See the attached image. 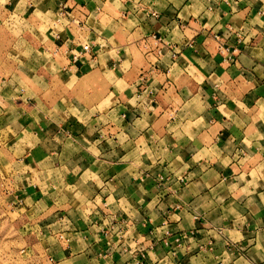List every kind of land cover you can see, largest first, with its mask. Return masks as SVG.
I'll return each mask as SVG.
<instances>
[{
    "label": "crops",
    "instance_id": "crops-1",
    "mask_svg": "<svg viewBox=\"0 0 264 264\" xmlns=\"http://www.w3.org/2000/svg\"><path fill=\"white\" fill-rule=\"evenodd\" d=\"M0 19L37 68L0 58L2 189L39 264H264V0H3Z\"/></svg>",
    "mask_w": 264,
    "mask_h": 264
},
{
    "label": "rangeland",
    "instance_id": "rangeland-1",
    "mask_svg": "<svg viewBox=\"0 0 264 264\" xmlns=\"http://www.w3.org/2000/svg\"><path fill=\"white\" fill-rule=\"evenodd\" d=\"M0 3H3V0H0ZM1 21L0 19V58L4 54H9L14 61L16 59L24 61L27 69L36 70L37 68L30 61L32 47L27 46V44L24 46L17 44L15 41L21 36L22 24L14 20L5 19ZM10 43L13 44L9 46ZM9 69L11 71L16 70L15 65ZM9 69L0 63V79L2 81L4 79L12 80L10 74L7 73ZM3 175L0 174V176ZM5 190L6 188L2 189L0 178V264H39L40 262L32 253V249L27 247L28 243L34 239L32 237L25 239L23 233L19 232L23 229V218L15 209L8 208L9 204L4 196Z\"/></svg>",
    "mask_w": 264,
    "mask_h": 264
},
{
    "label": "built area",
    "instance_id": "built-area-1",
    "mask_svg": "<svg viewBox=\"0 0 264 264\" xmlns=\"http://www.w3.org/2000/svg\"><path fill=\"white\" fill-rule=\"evenodd\" d=\"M54 52H56V50H54ZM82 56H92L91 47L87 43L83 44L80 50L76 51V53L73 54V60L77 61Z\"/></svg>",
    "mask_w": 264,
    "mask_h": 264
}]
</instances>
